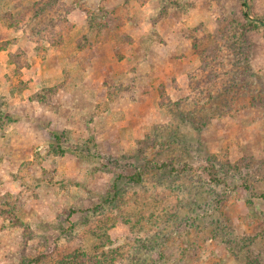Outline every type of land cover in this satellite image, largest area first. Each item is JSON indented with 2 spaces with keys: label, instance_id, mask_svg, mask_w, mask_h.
<instances>
[{
  "label": "rangeland",
  "instance_id": "rangeland-1",
  "mask_svg": "<svg viewBox=\"0 0 264 264\" xmlns=\"http://www.w3.org/2000/svg\"><path fill=\"white\" fill-rule=\"evenodd\" d=\"M256 18L264 0H0V264H264ZM169 160L194 170L129 178Z\"/></svg>",
  "mask_w": 264,
  "mask_h": 264
},
{
  "label": "trees",
  "instance_id": "trees-1",
  "mask_svg": "<svg viewBox=\"0 0 264 264\" xmlns=\"http://www.w3.org/2000/svg\"><path fill=\"white\" fill-rule=\"evenodd\" d=\"M242 6H244V4ZM242 14H243V17H245L247 19V17H248L247 11H243ZM256 21H257V24H260L261 26H263V30H264V21L262 19H258V18H256ZM256 26L257 25H248V28H250L251 30H255V29H257ZM243 29L247 30V28H245V27H242V30ZM43 97L44 96L42 95L39 98H43ZM149 168H153L155 170H158V171L170 174V175H181V174H185L189 171L194 170V167H191L188 165L177 167L170 160L167 162H162V163L147 161V162H144V164L140 165L136 169L134 174H132L129 178L132 181L139 183L142 180V176L147 172V170ZM203 170L205 172H207V175L210 178V181L216 182V183L220 182L219 178L217 177V171H216V169H214V167L212 165H207L206 167H203ZM261 198H264V196L262 195ZM144 208L146 210V205L141 207V209H144ZM13 211L14 210L11 209V212H13ZM151 213L152 212L150 211V214ZM15 221L17 222V219H15ZM83 257H84V259H83ZM40 258L41 257H38V258L34 259L32 262H28L26 264H36L40 261ZM76 258L79 259L77 262L83 263V264H122V262H123V261H121L122 253L119 250H111L109 252L102 253L99 257H93V259L91 257H86V258H85V256L81 257V255L79 257H76Z\"/></svg>",
  "mask_w": 264,
  "mask_h": 264
}]
</instances>
